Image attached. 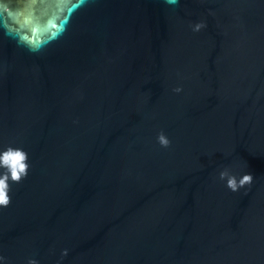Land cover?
Returning <instances> with one entry per match:
<instances>
[{"label":"water","instance_id":"1","mask_svg":"<svg viewBox=\"0 0 264 264\" xmlns=\"http://www.w3.org/2000/svg\"><path fill=\"white\" fill-rule=\"evenodd\" d=\"M19 25L0 11V149L29 164L5 264H264V0H57Z\"/></svg>","mask_w":264,"mask_h":264},{"label":"clouds","instance_id":"2","mask_svg":"<svg viewBox=\"0 0 264 264\" xmlns=\"http://www.w3.org/2000/svg\"><path fill=\"white\" fill-rule=\"evenodd\" d=\"M202 27H204L203 22H198L192 26L193 31H198ZM180 90V88L175 89L177 92ZM157 140L163 147H167L170 144V140L163 132L158 134ZM28 168V154L22 148L9 145L0 149V207L8 205L10 202V184L19 182L26 176ZM219 177L225 180L226 186L231 191H237L245 184H250L253 180L251 173H244L237 178L224 170L219 173ZM5 259V257L0 256V264H5ZM28 264H37V262L34 259H29Z\"/></svg>","mask_w":264,"mask_h":264},{"label":"flooded vegetation","instance_id":"3","mask_svg":"<svg viewBox=\"0 0 264 264\" xmlns=\"http://www.w3.org/2000/svg\"><path fill=\"white\" fill-rule=\"evenodd\" d=\"M55 8H57V0H0V11L5 21L9 26L16 28L30 13L36 20L42 21L48 11Z\"/></svg>","mask_w":264,"mask_h":264}]
</instances>
